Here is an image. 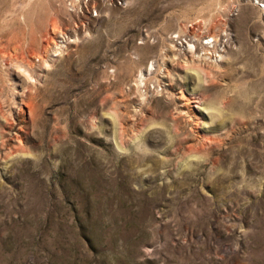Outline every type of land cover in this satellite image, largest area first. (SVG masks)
Listing matches in <instances>:
<instances>
[{"label":"rangeland","instance_id":"1","mask_svg":"<svg viewBox=\"0 0 264 264\" xmlns=\"http://www.w3.org/2000/svg\"><path fill=\"white\" fill-rule=\"evenodd\" d=\"M260 1L0 0V264H264Z\"/></svg>","mask_w":264,"mask_h":264},{"label":"bare ground","instance_id":"2","mask_svg":"<svg viewBox=\"0 0 264 264\" xmlns=\"http://www.w3.org/2000/svg\"><path fill=\"white\" fill-rule=\"evenodd\" d=\"M67 33H64L63 30L61 29L60 26L57 25L56 22L52 23L50 30H49V35L46 39L45 42V48L43 50V54L42 57L39 58L40 62L43 65H47V55L49 52H59L62 51V48L65 47V45L67 44V42H69V37L66 38ZM194 39V38H193ZM176 42V41H174ZM186 43L188 45H193L192 40L186 41ZM180 47H181V52H185L187 51L188 53H191L192 55L194 54V52L192 50H190L189 48H185V45L181 44V43H177ZM194 46V45H193ZM195 47V46H194ZM185 52V53H187ZM10 59V65H12L15 69H17L20 73H22L26 79H31L32 78V67L31 65L26 61L23 60V58H15L14 56H9ZM14 63V64H13ZM143 74L142 72H140L138 79L141 80L143 79ZM138 80V81H139ZM197 103V102H195ZM198 108V106L196 107Z\"/></svg>","mask_w":264,"mask_h":264},{"label":"built area","instance_id":"3","mask_svg":"<svg viewBox=\"0 0 264 264\" xmlns=\"http://www.w3.org/2000/svg\"><path fill=\"white\" fill-rule=\"evenodd\" d=\"M260 2H264V0H261ZM204 44L209 47V48H213L215 46V39L214 38H206L204 40Z\"/></svg>","mask_w":264,"mask_h":264}]
</instances>
